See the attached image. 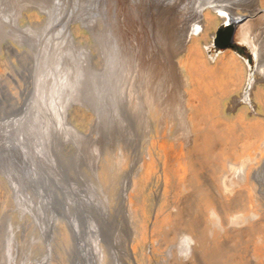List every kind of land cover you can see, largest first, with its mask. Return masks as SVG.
I'll return each instance as SVG.
<instances>
[{
    "label": "rangeland",
    "instance_id": "374dc122",
    "mask_svg": "<svg viewBox=\"0 0 264 264\" xmlns=\"http://www.w3.org/2000/svg\"><path fill=\"white\" fill-rule=\"evenodd\" d=\"M216 3H224L233 12L242 13L239 16L242 21L239 20L237 25L251 20L264 55V0H0V127L4 133L9 132L13 125L25 122V116L32 115L35 109L40 113L38 108L43 109L47 104L51 106L52 101H48V95L59 84L76 83V79L86 80L91 74L87 66L90 54L94 55L90 62L91 70L95 72L93 74H101L106 78L111 61H115L114 58L117 60V82L120 70L124 72L129 61L126 88L130 108H133L132 112L137 114L136 121L140 123L133 128L136 135L141 134L137 145L141 143L142 147L157 150L161 155L160 161L164 160L166 163V172L168 170L173 176L168 178L167 186L159 187L160 184L154 180V173L160 165L152 162L149 177L142 182L140 192L134 193L136 203L143 200L140 211L134 212L135 216L129 222L123 219L122 222L117 211L113 209L115 216L113 215V220L104 231V242L108 247L105 254L106 264H112V257L119 258L121 264H180L175 257L166 262L170 246L177 242L184 230L194 225L205 229L202 230L204 237L208 234L206 228L211 226L204 205L198 203L201 198L195 196L199 189L195 187L193 177L199 172L205 174L208 169L215 167L214 163L220 165L221 157L218 152L222 148L228 154V162L239 160L243 154L255 155L258 152L260 155L256 158L255 165L260 166L263 163L264 104L257 101L258 107L252 113L242 109L245 103L243 79L232 56V53L238 57L243 56L253 69V53L248 46L237 41H233L232 47L223 49L212 43L202 42L214 29V40H217L218 33L230 25L221 21L215 26L214 22H209L210 24L207 23L202 28L200 14L209 9L217 17L220 12L215 10ZM222 12L229 13L225 9ZM210 16L212 15H206ZM197 32L205 37L201 38ZM194 34H198L199 39L192 42V51L195 53L188 58L187 66L198 70L199 87L191 92L192 113L197 116V144L201 153V157L196 159L189 155L190 150L186 151L180 145L183 144L185 134L178 108L170 107L168 111L159 105L147 109L151 122L145 126V116L141 117L143 113L139 107L141 104L134 100L136 96L133 85L135 82L141 86L144 77L151 79L153 76L154 79L176 68L180 53L175 48L180 47L174 40L181 41L185 36ZM210 56L213 58L209 59ZM88 82L90 85V81ZM113 82L116 83L114 73ZM176 84L177 82L173 84L174 89L178 87ZM72 96L74 95L69 94V97ZM83 97L85 96L72 98L79 107L66 120V125L64 121L62 124L51 122L54 132L58 133L59 154L64 156L67 164H73L72 167H67V173L71 177L68 187L78 194H83L89 187L88 176L93 171L90 165L93 159L91 146L95 144L93 139L100 128L99 118L94 112L97 108L85 109L83 106L88 99ZM172 97L171 95L169 99ZM261 97L264 99V94ZM173 98L176 100L175 96ZM147 103L145 98L143 106L148 107ZM4 119L6 120L3 121ZM222 122L225 124L222 125ZM162 133L165 135L164 139L158 140ZM150 137L153 138L151 142ZM156 140L161 141L160 149L154 147L158 143ZM119 142L117 133L111 135L104 142V156L102 155L104 169H101V179L106 185L112 186V194L115 192L114 188L120 184L122 172L128 170L132 162L129 149L124 150V158L119 157ZM3 157L6 158L5 155ZM71 158L76 159L77 163L72 162ZM77 170L81 171V182L74 177ZM218 174L210 173L216 186ZM181 176H184L183 181ZM11 193L9 183L0 175V264H6L7 261L2 244V237L7 233V223L10 228L18 230L17 238L21 236L19 246L22 250H18V258L23 259L24 252L31 249L30 254L33 257L24 261L25 264H72L70 256L75 250L79 253L86 251L89 244V236L86 235L90 222L88 214L87 218L86 215L82 216L79 224V247H76L67 223L68 210L64 213L67 203L60 207L62 212L56 213L53 219L59 222V238L63 241L60 249L58 248L59 259V256L53 257L51 251L45 249V245H42L44 238L36 235L37 230L31 225L25 224L26 228L22 230V220L18 214L21 205H18ZM157 196H161V199L157 200ZM237 197L239 199L231 204L230 211L247 209L257 201L250 191L245 194V198L239 192ZM33 198L36 200V197ZM68 203L71 204L70 214L74 213V218L76 205L73 200H68ZM112 204L118 206L115 200ZM173 205H176L177 210L174 215L170 213ZM197 205L198 208L195 209ZM134 207L138 208L136 205ZM86 209L83 206V214ZM263 221L261 225L264 236ZM251 236H232L227 239V248L225 242L221 241L226 236L212 245L208 242L209 238H204L203 264H243L251 253H256L258 262L264 264V242L261 245L256 244ZM31 237L33 238L30 241ZM35 247H40L37 252H34ZM43 259L46 262L42 263ZM87 264L96 263L90 261ZM188 264H199L198 258L195 257Z\"/></svg>",
    "mask_w": 264,
    "mask_h": 264
},
{
    "label": "bare ground",
    "instance_id": "6f19581e",
    "mask_svg": "<svg viewBox=\"0 0 264 264\" xmlns=\"http://www.w3.org/2000/svg\"><path fill=\"white\" fill-rule=\"evenodd\" d=\"M214 7L217 13L220 12L217 17L209 9L200 14L202 28L204 29L207 23L210 24L209 22H214L215 26H218L221 21L229 22L233 30V39L248 46L254 55L255 65L251 69L248 64L249 61L247 63L242 57H238L232 53L234 61H236L240 68L243 79L242 89H244L245 103L242 109L252 113L258 107L257 101H261L264 104V99L261 97L264 94V55L262 54V44L258 40L255 30L252 28L251 20L237 25L239 20H241L239 16L242 13L233 12L224 3H216ZM223 9L229 11V13L222 12ZM197 11L199 12V9ZM207 14L212 16L206 17ZM215 30L210 32L208 38L202 39V42L212 43ZM198 34L185 36L181 41L174 40L175 44L180 47L175 48L179 49L177 53H180V57L176 60L177 67L171 71H167L168 74L165 73L154 79L153 76L151 79L144 77V81L141 80V86L133 82L136 96L134 100L138 101L139 105L141 104L139 107L141 113H143L141 117L142 115L145 116V126L150 121L147 109L156 108L159 105L168 111H170V107L178 108L177 110L179 111V117L184 126L185 134L183 144L180 145L183 146L184 150H190L189 155L195 159L201 157V153L197 144V116L192 113L191 92H194L195 88L198 89L199 82L197 81L198 70L193 66H187V61L195 53L192 51L191 45L193 41L199 39ZM200 37L205 36L200 35ZM210 57L208 58H213V56ZM93 58L94 55L90 54L89 59H87L88 70L91 74L86 80H84L85 78L81 80L76 79V83L68 84L69 86L59 84L54 91L51 90L52 92L48 95V101H52L51 106H47V104L43 106V109L38 108L40 113H37L38 111L35 109L32 115L25 116V122L15 124L13 127L11 124L12 129L9 132L4 133L0 127V175L9 183L12 197L15 198L18 205H21L18 208V214L22 220L21 228L23 231L26 228L25 224L31 225L35 231L37 230L38 234L36 235L44 238L42 245H45V249H49L48 251H51L53 257L59 256L60 259L58 248L63 241L59 238L61 233L59 222H55L53 219L56 213L62 212L60 207H62L63 203H67L64 213L68 210L67 223L76 247H79L77 237H79L80 230L78 228H80L79 224L82 221V216L85 217L86 215L87 218V214L89 215L90 222L88 223L89 228L86 234L89 236V244L85 248L86 251L79 253L78 250H75L74 254H71L70 259L72 257V264H79L78 261H80V264H87L90 261L96 264H106L107 256L105 254L108 247L107 243L104 242V231L107 229V224L113 220V215L115 216L114 210L117 211V215L121 221L122 219L123 221L131 220L135 216L134 212L140 211L139 209L142 207L143 200L141 199V201L139 200L140 202L137 201L136 203L134 201L136 194L134 193L140 192L142 182L149 177L150 164L152 162L155 161L160 165L158 166V171L154 173V180L160 184L159 187L164 188L167 186L168 178L173 176L168 170L166 172L164 167L166 163L164 160L160 161L161 155L159 152L157 153V150L152 151L149 147H142L141 143H139V146L137 145L141 134L136 135L133 128L136 124L139 125L140 123L138 124V121H136L137 114L132 112L133 108H130L131 103L128 99V89L126 88L127 74L130 70L129 61L128 67L123 70L124 72H122V69L120 70L119 82H117V72L119 71L117 60L114 58L115 61H111V68L106 73V78L101 74H93L95 72L91 70L90 63L93 61ZM113 73L116 77L115 84L113 82ZM202 77L204 76L202 75ZM88 81H90V85H88ZM175 82H177L176 85L178 87L174 89L173 84ZM69 94L74 96L69 97ZM171 95L175 96L176 100L173 97L169 99ZM76 96H85L83 98L88 99L86 105L84 104L83 106L85 109L94 110L95 107L97 108V111L94 110V112H96L99 118L97 120L100 126V131H96V136L93 139L95 144L91 146L93 148L91 149L93 159L90 165L93 171L88 176L90 178L89 182L87 181L89 187L84 190L83 194H78L68 187L71 177L67 173V167H72L73 164H67L64 156L61 153L59 154L57 150L58 133L54 132L55 128L52 127V124L56 122L62 124L64 121L66 125V122H68L66 120H69L74 109L79 107L77 103L72 101V98ZM145 98L148 101V107L146 105L143 106ZM58 99L62 101L58 102ZM230 111H232V108ZM0 122L2 121L0 120ZM223 124L225 123L222 122ZM222 128L223 130L225 129L224 126ZM116 133L120 141L117 152L119 157L121 159L124 158L126 155L124 150L129 149L131 150L132 162L131 164L129 162L131 167L122 172L120 184L116 189L114 188V193L116 194L113 193V195L111 192L112 186L106 185L107 183H104L101 179V169H104V142ZM164 137L165 135L162 133L158 136V140H163ZM152 140L153 138L150 137V142ZM159 142L161 141L154 144L156 149H160ZM177 142L180 143L179 141ZM262 144H264V141ZM226 153L224 148L219 150L218 154L221 157V164L217 165V163H214V168L208 169L205 174L199 172V174L193 177V183L199 189L195 196L201 198L198 203L204 205L209 223L211 224L208 227L209 229L206 228L208 232L206 237L209 238L208 242L212 245L217 244L221 237L224 238L226 236L221 241L225 242L224 245L227 248L229 244L228 238H232V236L249 238L252 235L251 237L254 238L256 244L261 245L264 242L261 225V221L264 220V159L260 166H256V158L260 155V153L256 152L255 155L243 154L239 160L231 163L228 162V154ZM70 160L77 163L76 159L71 158ZM178 171H181V169H178ZM80 172L77 170V173H74V177H76L78 182L83 180L79 178ZM214 172L219 173L217 176V186L210 175V173ZM183 173H185L184 170ZM183 177L181 176L182 181ZM201 180L202 183L200 182ZM249 191L257 199L253 203V206L249 205L247 209L230 211L231 204L239 199L238 197L236 198V194L238 192L243 193L245 198V194ZM33 197H36V200ZM160 199L161 196H157V200ZM68 200H73L76 205V216L74 218L72 216L74 213L70 214L71 204L68 203ZM114 200L118 203V206L112 204ZM33 203L35 204L33 205ZM134 205L138 208H135ZM83 206L87 208L86 210L89 209V211L85 210V214H83ZM175 206L173 205L172 207L174 208L170 209V213H173L172 215L177 211ZM190 206L194 208L192 204ZM255 206H257L258 210H256ZM197 208L198 205L195 209ZM259 214L262 218L258 217ZM6 229L7 233L5 237H2L5 260H7L6 264H18V262L19 264H25L23 263L24 261L33 257L30 254L31 249H28L29 252H24L23 259L18 258V250H22L19 246L21 236L17 238L16 232L18 230L10 228L8 223L6 224ZM202 230L205 229L197 225L184 230L179 235L180 237L177 242L172 244L169 250L166 249L168 250L166 262L175 257L180 261V264H188L197 257L199 264H203L202 258L205 252L203 241L206 237L203 236ZM32 238H30V241ZM39 248L35 247L34 252H37ZM108 252L110 253V251ZM185 256H187V259L184 258ZM221 256H224L223 253ZM119 260L117 257L111 258L112 264H121ZM245 261L247 264H261L258 262V255L256 253L247 255ZM44 262H46L45 259L42 260V263Z\"/></svg>",
    "mask_w": 264,
    "mask_h": 264
},
{
    "label": "water",
    "instance_id": "95a60500",
    "mask_svg": "<svg viewBox=\"0 0 264 264\" xmlns=\"http://www.w3.org/2000/svg\"><path fill=\"white\" fill-rule=\"evenodd\" d=\"M225 23L228 24L229 22H225ZM218 35H219V38L217 40L213 39L212 45H216L220 49H223V48H226V47H232L233 46V41H237V40L233 39V30L230 27V25L228 26V28L226 30H221L218 33ZM237 42H239V41H237ZM239 43H241V42H239ZM241 57L248 63L247 59H245L243 56H241Z\"/></svg>",
    "mask_w": 264,
    "mask_h": 264
},
{
    "label": "clouds",
    "instance_id": "9594fccd",
    "mask_svg": "<svg viewBox=\"0 0 264 264\" xmlns=\"http://www.w3.org/2000/svg\"><path fill=\"white\" fill-rule=\"evenodd\" d=\"M184 258L187 259V256H185Z\"/></svg>",
    "mask_w": 264,
    "mask_h": 264
}]
</instances>
